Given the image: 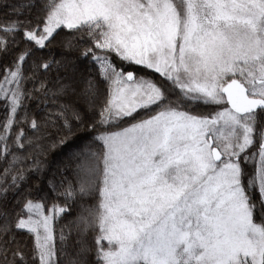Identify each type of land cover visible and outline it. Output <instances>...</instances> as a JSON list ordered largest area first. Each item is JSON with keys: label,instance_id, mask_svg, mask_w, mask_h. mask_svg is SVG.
Returning <instances> with one entry per match:
<instances>
[{"label": "rangeland", "instance_id": "1", "mask_svg": "<svg viewBox=\"0 0 264 264\" xmlns=\"http://www.w3.org/2000/svg\"><path fill=\"white\" fill-rule=\"evenodd\" d=\"M93 20L107 22L120 57L213 107L201 116L172 101L102 135V224L115 244L104 263L264 264V109L228 107L222 93L237 79L264 100V0H59L42 34L29 38L43 46L57 29ZM165 100L158 84L120 75L105 121ZM25 211L18 226L36 235L48 264L60 210L28 203Z\"/></svg>", "mask_w": 264, "mask_h": 264}, {"label": "trees", "instance_id": "2", "mask_svg": "<svg viewBox=\"0 0 264 264\" xmlns=\"http://www.w3.org/2000/svg\"><path fill=\"white\" fill-rule=\"evenodd\" d=\"M58 2L0 0V264H41L36 235L18 226L28 203L45 213L60 210L48 264H105L115 244L104 238L102 224V135L172 101L195 115L213 112L184 97L174 81L120 57L103 20L61 27L39 46L29 35L42 34ZM127 74L158 84L167 100L105 121L115 81ZM243 187L253 197L255 188Z\"/></svg>", "mask_w": 264, "mask_h": 264}, {"label": "water", "instance_id": "3", "mask_svg": "<svg viewBox=\"0 0 264 264\" xmlns=\"http://www.w3.org/2000/svg\"><path fill=\"white\" fill-rule=\"evenodd\" d=\"M242 91L241 83L237 79H231L222 87V93L228 107H234L237 102L243 106H247L250 111L264 109V100L249 97L247 94H240ZM214 159L218 160V154L215 152Z\"/></svg>", "mask_w": 264, "mask_h": 264}, {"label": "flooded vegetation", "instance_id": "4", "mask_svg": "<svg viewBox=\"0 0 264 264\" xmlns=\"http://www.w3.org/2000/svg\"><path fill=\"white\" fill-rule=\"evenodd\" d=\"M240 94H244V91L242 90V91L240 92ZM238 105H241L243 108L249 110V108H248L247 106H243V105L240 104L239 102H237V104L235 105V107L238 106Z\"/></svg>", "mask_w": 264, "mask_h": 264}]
</instances>
